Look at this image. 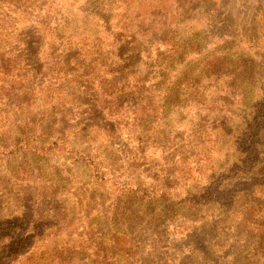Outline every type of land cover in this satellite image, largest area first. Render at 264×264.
<instances>
[{"label":"rangeland","instance_id":"374dc122","mask_svg":"<svg viewBox=\"0 0 264 264\" xmlns=\"http://www.w3.org/2000/svg\"><path fill=\"white\" fill-rule=\"evenodd\" d=\"M0 264H264V0H0Z\"/></svg>","mask_w":264,"mask_h":264}]
</instances>
